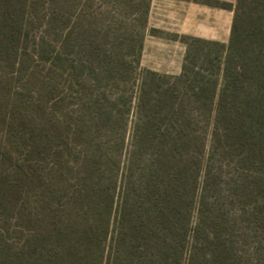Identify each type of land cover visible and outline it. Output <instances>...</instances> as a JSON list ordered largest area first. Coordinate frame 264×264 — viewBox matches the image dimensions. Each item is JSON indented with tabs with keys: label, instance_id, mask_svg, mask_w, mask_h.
Instances as JSON below:
<instances>
[{
	"label": "trees",
	"instance_id": "trees-1",
	"mask_svg": "<svg viewBox=\"0 0 264 264\" xmlns=\"http://www.w3.org/2000/svg\"><path fill=\"white\" fill-rule=\"evenodd\" d=\"M231 11L228 44L190 38L178 76L138 69L134 103L109 89L97 94L95 82L110 72L105 65L108 53L100 50L104 59L95 64L75 60L69 18L63 12L54 17L57 28L51 39L32 36V52L24 46L13 54L43 64L58 79L52 101L60 113L50 117L41 106L42 116L49 115L46 120L9 116V100H3L4 107L0 103V118L14 137L52 159L49 168L39 171L47 173L35 180L38 186L31 198L27 192L16 206L18 220L29 227L19 230L21 242L9 243L0 229V264H212L213 258L217 264L244 262L225 244L222 255L210 248L215 249L218 239L217 219L225 215L220 196H214L215 202L210 196L219 194V182L213 180L218 175L214 146L225 145L231 134L246 150L237 161V177L231 178L237 197L244 196L245 182L255 183L248 174L250 160H264V0H237ZM22 25L10 15L0 29L18 44ZM29 69L38 82L40 73ZM46 81L48 77L39 84L47 86ZM86 93L98 108L94 117L86 115ZM23 97L20 91L13 102L17 109ZM123 100L134 108L125 161L102 156L99 146L94 149L86 142L79 151L84 163L75 164L69 137H89L94 123L111 130L119 120L112 116L114 106ZM106 103L112 108L107 110ZM8 160L13 162L10 155ZM59 166L75 173L78 182L54 180L64 177ZM17 173L18 179L33 185L28 175ZM16 183L1 173V207ZM257 253L260 257L264 249Z\"/></svg>",
	"mask_w": 264,
	"mask_h": 264
},
{
	"label": "rangeland",
	"instance_id": "rangeland-1",
	"mask_svg": "<svg viewBox=\"0 0 264 264\" xmlns=\"http://www.w3.org/2000/svg\"><path fill=\"white\" fill-rule=\"evenodd\" d=\"M236 1L0 0V23L11 15L18 26L23 24L21 40L18 44L12 43L7 36V30L0 29V103L4 107L3 100L5 98L9 100L7 111L9 116L15 113L27 115L35 120L42 119L44 116L40 110L45 106L50 117L60 113L52 101L57 96L55 83L59 82L58 79L53 77L43 64L29 59L22 61L20 57L15 59L13 55L19 50L22 51L24 46L32 52L34 48L32 36L40 38L44 34L51 39L57 28L54 17L58 12H63L65 17L69 18L68 28L72 37L75 60L85 59L95 64L96 60L99 62V58L104 59L100 50H106L108 53L107 57L105 56V65L106 70L111 73L99 76V81L95 82L97 94H101L103 89H109L114 94H125L126 98L130 97L131 100L136 92L140 69L169 76H178L181 73L187 51L186 43L192 44L190 38L228 44L233 20L231 8L235 6ZM193 31L202 37L194 36L190 33ZM27 34L31 39L27 38ZM18 61H21V65H15ZM28 68L40 73L37 77L38 82L31 77L32 71H28ZM113 73L119 74L113 75ZM46 77L49 78V81H46L47 86L39 84V81H44ZM20 91L23 92L25 101L17 109L14 103L19 99ZM86 94L84 99L86 115L94 117L98 114V108L90 103L89 94ZM39 100L42 103H39ZM133 103L129 105L127 102L123 105L125 104L123 100L114 106L115 111L112 116L119 117L117 118L119 120L111 130H105L101 123H94L89 137L79 138L74 135L69 137L71 145L69 147L72 148L71 152H74L72 160H75V164L84 163L85 155L79 154V151L86 147L84 145L86 142H90L94 149L99 146L101 153L98 154L102 156L107 155V158L125 161L124 148L129 144L134 122ZM105 107L109 110L112 105L106 103ZM46 115L48 114L45 113V120L49 117ZM120 118L123 120L122 125ZM4 124L0 118V175L5 173L8 179L17 180V183L11 191L7 190L8 203H4L3 207L0 206V229L9 243L19 244L21 242L19 230L29 227L28 224L18 220L16 206L26 200L27 192L31 198V192L35 186L36 189L38 186L37 178L44 177L47 173L41 174L39 171L49 168L52 159L45 158L44 154L35 153L36 151L32 150L35 146L28 149V146L20 143ZM214 148L218 175L213 180L219 182L217 189L219 194L216 191L212 193L210 201L215 202L214 196L219 195L225 215L217 219L218 239L212 245L215 249L210 248L222 255V246L225 244L232 251L238 252L239 259L244 261L242 264H249V261L253 264H264V254L259 257L257 253L259 248L264 249V182H262L264 160L257 158L250 160L248 174L250 176L252 174L254 178L251 180L255 183L245 182L248 188L244 192L241 191L244 196L237 197L231 178L237 177V161L246 150L240 145V139L235 134L230 135L225 145ZM8 155L12 157V163L9 162ZM30 169L34 171L27 173ZM60 169L63 170L64 177L57 176L54 180H59L62 184L65 183V179L68 182H78L75 173L63 166ZM18 170L28 175L29 180H33L31 183L33 185L29 186L18 179L19 175L16 174ZM243 209L247 211L246 215L242 214ZM206 253H209L208 249ZM211 263L217 264V259L213 258Z\"/></svg>",
	"mask_w": 264,
	"mask_h": 264
},
{
	"label": "crops",
	"instance_id": "crops-1",
	"mask_svg": "<svg viewBox=\"0 0 264 264\" xmlns=\"http://www.w3.org/2000/svg\"><path fill=\"white\" fill-rule=\"evenodd\" d=\"M191 34H193L194 36H197V37H202V35H200V34H196V32L195 31H193V32H190ZM208 37H211V36H208Z\"/></svg>",
	"mask_w": 264,
	"mask_h": 264
}]
</instances>
